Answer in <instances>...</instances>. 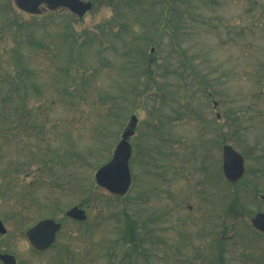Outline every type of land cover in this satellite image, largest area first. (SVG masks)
Masks as SVG:
<instances>
[{
	"label": "rangeland",
	"instance_id": "1",
	"mask_svg": "<svg viewBox=\"0 0 264 264\" xmlns=\"http://www.w3.org/2000/svg\"><path fill=\"white\" fill-rule=\"evenodd\" d=\"M91 1L79 18L68 10L29 14L0 0V252L18 264H220L213 237L198 238L185 212L171 215L169 199L158 200L154 172L169 137L180 175L206 157L216 170L222 125L246 172L237 184L221 179L225 206L238 199L236 213L225 211L221 264H264V234L248 225L264 211V0ZM22 109L48 151L24 128L20 142L2 144ZM131 114L132 185L116 196L94 174ZM78 204L87 214L81 222L65 214ZM44 216L64 228L36 252L24 232ZM169 220L172 237L162 232Z\"/></svg>",
	"mask_w": 264,
	"mask_h": 264
},
{
	"label": "flooded vegetation",
	"instance_id": "2",
	"mask_svg": "<svg viewBox=\"0 0 264 264\" xmlns=\"http://www.w3.org/2000/svg\"><path fill=\"white\" fill-rule=\"evenodd\" d=\"M222 128V125H220V127L216 130V136L220 138L217 141L216 146H221V150L225 144L223 133L221 132ZM165 139L167 140V142L164 141L165 148L166 146L169 148V150L164 149L165 158L163 159L161 155L157 154L160 149L159 146L156 151V166H158V170H155L154 176L158 182L155 184L156 191L158 193V200H163L161 195L166 196L169 199L168 201L170 202L166 204L170 207L171 215L174 214V208L176 207H179L182 212H185V215L182 212L181 213L189 219L187 224L193 225L194 222L195 225L193 226L198 228L195 233L198 238H202V236L207 238L210 236L213 237L217 251H213L212 254H228V251H224L225 242L223 239L225 236V192L221 182V177L223 179L222 155L221 165L217 167L216 170L210 167L213 166L212 161L206 157L204 161L195 162L190 170L184 172L183 174L181 172L180 175L182 167L180 168V166H177L178 158L175 141L171 137ZM211 143L214 145V140H212ZM189 159V162H192L191 157ZM210 163L211 165H209ZM179 177H183L184 181L179 187H177V179ZM182 190H184V195H180ZM177 198L178 201H176ZM183 207H185V210H183ZM229 212L233 214L236 213L235 208L229 210ZM174 228H176V222L174 221L170 223L169 220L168 227L162 229V232H168V235L166 233L165 234L170 236L171 232H174ZM208 253L209 251L204 249H198L196 251V254Z\"/></svg>",
	"mask_w": 264,
	"mask_h": 264
},
{
	"label": "water",
	"instance_id": "3",
	"mask_svg": "<svg viewBox=\"0 0 264 264\" xmlns=\"http://www.w3.org/2000/svg\"><path fill=\"white\" fill-rule=\"evenodd\" d=\"M13 2L19 9L27 13L38 14L44 10L67 8L80 17L92 6L90 0H13ZM135 123L136 117L132 116L112 158L98 168L95 173L97 183L113 193L124 194L130 185L131 176L128 161L131 155V146L128 137L133 133ZM223 171L225 177L230 181L239 180L244 172L243 157L230 145H225L223 149ZM67 215L78 220L86 217L85 211L77 206L70 208ZM251 222L255 228L264 232V212L257 213ZM59 228L60 223L55 222L52 218H45L27 229L26 235L33 248L43 250L55 241ZM5 231L6 228L0 220V232L4 233ZM0 258L4 264H16V259L12 254L0 253Z\"/></svg>",
	"mask_w": 264,
	"mask_h": 264
},
{
	"label": "trees",
	"instance_id": "4",
	"mask_svg": "<svg viewBox=\"0 0 264 264\" xmlns=\"http://www.w3.org/2000/svg\"><path fill=\"white\" fill-rule=\"evenodd\" d=\"M37 48H39L40 50L44 49V46L43 45H39L37 44ZM20 108V107H18ZM18 110V109H16ZM22 113L23 114H19L16 123L14 125H10L8 127H6L5 129L9 132H11L13 134V137L12 136H7V135H3V138L5 139L4 145H6L8 143V141L14 139L15 141H21L22 139H20L21 137L18 136V133L20 131L21 128H24L26 130V135H31L32 133L33 134H37V141L35 142L37 145L39 146H43L45 148H47L46 151H48L49 149V144L48 142L46 143V140L45 138L40 134L41 132L40 131H35V125H32L30 123H27L26 120H27V116L29 115V112L28 110H25V109H22ZM35 131V132H34ZM2 140V139H0ZM10 145V143H9ZM7 147V146H6ZM10 148V147H9ZM40 159H43V158H40ZM47 161L46 159H43V162ZM60 186V184H58L56 181H53L51 183V186L49 189L50 190V194L53 198L54 201L57 200L58 196H59V192H56L57 188Z\"/></svg>",
	"mask_w": 264,
	"mask_h": 264
}]
</instances>
